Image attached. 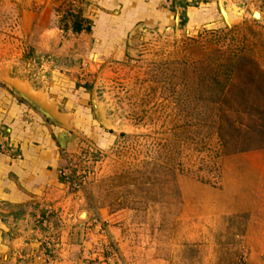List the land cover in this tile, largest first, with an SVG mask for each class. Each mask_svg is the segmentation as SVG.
<instances>
[{
    "label": "rangeland",
    "instance_id": "obj_1",
    "mask_svg": "<svg viewBox=\"0 0 264 264\" xmlns=\"http://www.w3.org/2000/svg\"><path fill=\"white\" fill-rule=\"evenodd\" d=\"M46 1L0 0L1 60L64 115L52 202L7 205L13 262L264 264V0Z\"/></svg>",
    "mask_w": 264,
    "mask_h": 264
},
{
    "label": "crops",
    "instance_id": "obj_2",
    "mask_svg": "<svg viewBox=\"0 0 264 264\" xmlns=\"http://www.w3.org/2000/svg\"><path fill=\"white\" fill-rule=\"evenodd\" d=\"M49 1L46 2L49 4ZM4 4L5 2L0 3L1 24L7 23L6 17L1 16ZM48 4L45 3V9H38L36 18L48 10ZM36 6L38 7L37 4ZM32 16L28 11H20L17 13V24L14 23L21 33L24 32V36L15 37V45L21 46L18 50L23 53L25 48H22V43L27 42L36 49H45L51 43L48 37L53 35L52 31L45 29L39 40L28 36L27 32L33 26ZM4 33L5 31H0V39ZM21 51L9 54L20 56ZM3 58L0 56V60ZM11 59L1 61L7 65L13 62ZM0 68V263L15 264L13 261L20 257L21 250L17 246L24 248L19 233L22 230L11 231L10 221L5 220L7 213L11 212V209L8 212L7 205L26 208L31 201L42 197V203L52 202L53 186L59 182L56 164L60 154L52 138L53 135L56 136L57 131L47 123V118L49 114H53L56 116L53 121L59 122L64 115L57 109L58 99L49 94L48 88L37 86L32 79L25 77L22 70H16L15 74L11 75V65ZM13 152L18 156L13 157Z\"/></svg>",
    "mask_w": 264,
    "mask_h": 264
},
{
    "label": "trees",
    "instance_id": "obj_3",
    "mask_svg": "<svg viewBox=\"0 0 264 264\" xmlns=\"http://www.w3.org/2000/svg\"><path fill=\"white\" fill-rule=\"evenodd\" d=\"M186 5H188V3H185V2L183 3L182 2L181 5H179V6L185 7ZM77 16L79 17V19L73 22L72 30L74 32H77V33L81 32L83 30L87 31V32H90L91 31L90 30V25L84 26L83 25V18L81 17V15L79 14Z\"/></svg>",
    "mask_w": 264,
    "mask_h": 264
},
{
    "label": "bare ground",
    "instance_id": "obj_4",
    "mask_svg": "<svg viewBox=\"0 0 264 264\" xmlns=\"http://www.w3.org/2000/svg\"><path fill=\"white\" fill-rule=\"evenodd\" d=\"M224 15H225L226 18H228V15H227L226 12H224ZM254 17H255V18H258V17H259L258 12H254ZM84 215H85V214H84ZM82 217H83V214H82Z\"/></svg>",
    "mask_w": 264,
    "mask_h": 264
},
{
    "label": "water",
    "instance_id": "obj_5",
    "mask_svg": "<svg viewBox=\"0 0 264 264\" xmlns=\"http://www.w3.org/2000/svg\"><path fill=\"white\" fill-rule=\"evenodd\" d=\"M40 109H42L41 107H40ZM46 115H48L46 112H44ZM50 116V114L48 115V117Z\"/></svg>",
    "mask_w": 264,
    "mask_h": 264
}]
</instances>
